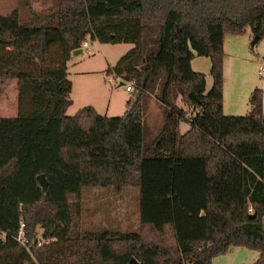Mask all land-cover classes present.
Wrapping results in <instances>:
<instances>
[{
	"label": "trees",
	"instance_id": "1",
	"mask_svg": "<svg viewBox=\"0 0 264 264\" xmlns=\"http://www.w3.org/2000/svg\"><path fill=\"white\" fill-rule=\"evenodd\" d=\"M45 18L0 13V97L18 84V115L0 117V264H212L238 246L264 264L262 90L247 115L223 112L225 30L264 39V0H58ZM89 40L134 44L106 71L134 84L122 116L91 105L66 114L67 62ZM195 55L211 59L208 92ZM149 94L165 111L152 139ZM179 96L194 107L189 119ZM129 187L139 189L137 231L83 230L84 189ZM22 224L29 249L17 241Z\"/></svg>",
	"mask_w": 264,
	"mask_h": 264
},
{
	"label": "rangeland",
	"instance_id": "2",
	"mask_svg": "<svg viewBox=\"0 0 264 264\" xmlns=\"http://www.w3.org/2000/svg\"><path fill=\"white\" fill-rule=\"evenodd\" d=\"M58 0H0V13L9 14L18 8L24 24L46 25V14L54 8ZM225 59L223 112L228 116H245L249 112L250 97L256 88L263 92L264 98V39L253 45L254 35L250 29L243 33L225 30ZM89 46H82V52L72 51L67 62L68 79L73 88L70 93L72 105L67 115H74L79 109L93 105L102 115L122 116L127 102L133 97V91H127L123 82L115 73L107 75L106 71L114 67L119 59L130 51L134 44L126 42L101 43L89 40ZM211 59L195 55L192 60L193 70L206 75V92L213 84ZM112 78L114 83L109 79ZM124 84L126 82H123ZM176 103L188 110V119L194 113V107L186 105L179 96ZM193 109V110H192ZM18 115V84L14 80L0 97V117ZM164 106L149 94L145 101V128L147 139H152L164 123ZM190 120L179 123V133L190 129ZM84 195L86 196L87 191ZM86 197L84 227L102 228V226L122 232L138 230L139 223V189L125 188L119 192L115 189H93ZM96 191V192H95ZM83 228V226H82ZM40 226L37 228L39 231ZM173 242V240H172ZM260 256L257 250L244 246L232 247L224 254L213 258L212 264H251ZM189 264V263H188Z\"/></svg>",
	"mask_w": 264,
	"mask_h": 264
},
{
	"label": "built area",
	"instance_id": "3",
	"mask_svg": "<svg viewBox=\"0 0 264 264\" xmlns=\"http://www.w3.org/2000/svg\"><path fill=\"white\" fill-rule=\"evenodd\" d=\"M83 45L87 47L88 46V42H84ZM119 79H121L124 82V80L121 77H119ZM109 81L111 83H114V80L112 78H110ZM124 85L126 86V90L127 91H133L134 90L133 82H126ZM36 234H37L36 239L38 241V245H42L43 242H47L45 240H42L43 229H40L39 231L36 230ZM17 241L20 242L21 245H23L24 247L29 249L31 240L26 236V233L24 231V224H22L21 230H20L19 235L17 237Z\"/></svg>",
	"mask_w": 264,
	"mask_h": 264
},
{
	"label": "water",
	"instance_id": "4",
	"mask_svg": "<svg viewBox=\"0 0 264 264\" xmlns=\"http://www.w3.org/2000/svg\"><path fill=\"white\" fill-rule=\"evenodd\" d=\"M260 40H261V36L256 35V36H254V41H253L252 44L255 45V44H256L258 41H260ZM80 52H82V48H78V49L74 50V54H78V53H80ZM123 84H124V83H121V85H123ZM190 96H191L193 99L198 100V98L194 95V93H190ZM38 181H39L40 185L43 187V190L46 191L47 188H48V181H47V179H46V176H45L44 174L39 175V176H38ZM253 216H254V215H253ZM131 264H138V261L135 260V258H133V259L131 260Z\"/></svg>",
	"mask_w": 264,
	"mask_h": 264
},
{
	"label": "crops",
	"instance_id": "5",
	"mask_svg": "<svg viewBox=\"0 0 264 264\" xmlns=\"http://www.w3.org/2000/svg\"><path fill=\"white\" fill-rule=\"evenodd\" d=\"M89 41H88V46H89ZM121 83H123V82H121ZM124 85V84H123ZM91 106H93V105H91ZM93 107H95V106H93ZM96 108V107H95ZM96 110H97V108H96ZM98 111V110H97ZM126 111V110H125ZM95 190V189H97V188H92V189H90L89 191H87V193H86V196L84 195V193H85V190H87V189H84L83 190V193H82V213H81V224H82V226H83V230H85V231H87V230H96V229H98L96 226H94V227H84V225H83V220H85L84 218L86 217L85 216V212H86V209H87V203H90V205L92 204V203H94V204H96L94 201H91V202H89V201H87V199H86V197H88V195H89V193L90 192H92L91 190ZM96 192V191H95ZM138 227H139V223H138ZM102 228H106V227H104V226H102ZM109 229V228H108ZM112 229V228H111Z\"/></svg>",
	"mask_w": 264,
	"mask_h": 264
}]
</instances>
